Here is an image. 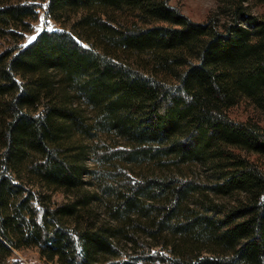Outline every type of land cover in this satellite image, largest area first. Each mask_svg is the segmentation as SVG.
I'll return each instance as SVG.
<instances>
[{
    "label": "trees",
    "instance_id": "16d2710c",
    "mask_svg": "<svg viewBox=\"0 0 264 264\" xmlns=\"http://www.w3.org/2000/svg\"><path fill=\"white\" fill-rule=\"evenodd\" d=\"M43 1L0 0V264H264V16L48 0L23 43Z\"/></svg>",
    "mask_w": 264,
    "mask_h": 264
},
{
    "label": "rangeland",
    "instance_id": "374dc122",
    "mask_svg": "<svg viewBox=\"0 0 264 264\" xmlns=\"http://www.w3.org/2000/svg\"><path fill=\"white\" fill-rule=\"evenodd\" d=\"M48 0L40 2L39 14L37 20L33 23L32 30L28 32L24 37L23 43H28L32 41L33 37H36L37 34L44 28L48 29H58L61 28V23L55 21L52 18L46 17L45 7ZM173 4L179 6L181 10L189 15L192 19L197 21H206L211 15L217 16L221 20L226 19L225 8L228 6L230 0H171ZM250 11L255 14L264 16V4H257L256 2L249 0ZM4 41H0V50L5 47ZM257 113L252 106L247 104H240L232 110L233 116H236L239 119H244L247 116ZM85 142L89 141L85 139ZM88 165L93 167L95 172L103 171L104 164L99 163L95 160L93 153L88 154L87 158ZM106 166V165H105ZM107 167V166H106ZM110 170V165H109ZM91 189H97V180L95 177H90ZM99 190V189H98ZM58 198H62L63 195L57 194ZM16 255L21 259L22 264H50L45 260L37 249H23L16 250Z\"/></svg>",
    "mask_w": 264,
    "mask_h": 264
},
{
    "label": "snow or ice",
    "instance_id": "6c2138e0",
    "mask_svg": "<svg viewBox=\"0 0 264 264\" xmlns=\"http://www.w3.org/2000/svg\"><path fill=\"white\" fill-rule=\"evenodd\" d=\"M33 40L35 39V37L32 38Z\"/></svg>",
    "mask_w": 264,
    "mask_h": 264
}]
</instances>
